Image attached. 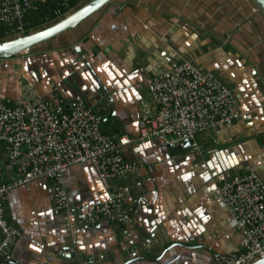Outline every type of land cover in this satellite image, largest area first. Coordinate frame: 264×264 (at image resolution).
I'll return each mask as SVG.
<instances>
[{
	"label": "crops",
	"instance_id": "crops-1",
	"mask_svg": "<svg viewBox=\"0 0 264 264\" xmlns=\"http://www.w3.org/2000/svg\"><path fill=\"white\" fill-rule=\"evenodd\" d=\"M184 60L215 73L240 116L198 134L199 152L190 146L170 156L162 138L125 145L136 168L116 184L128 192L130 226L86 225L72 209L68 228L54 212L51 180L12 188L5 217L21 235L0 264H212L242 247L214 190L248 168L264 180V18L250 0H115L42 50L0 59V97L24 105L21 83L29 79L65 108L77 99L92 104L107 136L137 138L147 79ZM64 181L72 206L109 197L89 162L70 166Z\"/></svg>",
	"mask_w": 264,
	"mask_h": 264
},
{
	"label": "built area",
	"instance_id": "built-area-1",
	"mask_svg": "<svg viewBox=\"0 0 264 264\" xmlns=\"http://www.w3.org/2000/svg\"><path fill=\"white\" fill-rule=\"evenodd\" d=\"M79 2L83 0H78ZM49 15L56 19L72 10L70 0H52ZM48 0H0V27L5 36L28 30L27 15ZM49 8V7H48ZM24 105L0 97V260L11 259V248L21 230L5 217L9 191L45 178L53 182L54 212L71 228V210L83 211L81 222L95 225L100 219L130 226L132 208L127 190L116 181L136 168L122 149L132 141L162 138L165 143L190 140L219 124L240 116L232 90L213 72H204L190 60L173 63L147 79V97L140 102L137 138L126 134L112 138L102 128V117L89 102L77 99L69 108L39 94L35 84L21 83ZM89 162L109 197L101 203L70 204L64 176L68 168ZM9 174L8 178L5 177ZM228 209L232 225L242 232L240 249L217 257L212 264H250L264 256V180L253 168L233 176L214 190Z\"/></svg>",
	"mask_w": 264,
	"mask_h": 264
},
{
	"label": "water",
	"instance_id": "water-1",
	"mask_svg": "<svg viewBox=\"0 0 264 264\" xmlns=\"http://www.w3.org/2000/svg\"><path fill=\"white\" fill-rule=\"evenodd\" d=\"M113 1L115 0H85L82 4L71 10L69 13L41 27L31 29L24 34H16L0 39V59L18 56L25 51L31 52L35 50H42L46 43L54 40L65 31L76 28L84 20L96 15ZM250 2L252 3L256 11L264 18V0H250ZM75 50L79 54V56H81L86 67H88L90 72L94 75L95 79L103 90L102 93L106 95V88L95 75L93 69L91 68L86 58L83 56L80 49L75 48ZM190 144L191 141L188 139L172 141L167 144V152L168 154H170V156H174L176 149H180L184 153H187V149L190 147ZM133 261L134 259L129 260L127 263H131ZM9 263L17 264L14 261H10ZM250 264H264V256L256 258Z\"/></svg>",
	"mask_w": 264,
	"mask_h": 264
},
{
	"label": "trees",
	"instance_id": "trees-1",
	"mask_svg": "<svg viewBox=\"0 0 264 264\" xmlns=\"http://www.w3.org/2000/svg\"><path fill=\"white\" fill-rule=\"evenodd\" d=\"M49 1V8L48 7H39L38 10L36 11H31L28 15H27V20H28V28L29 29H34L37 27H41L43 25H45L50 19L44 20V16L49 15V9L50 6L53 4L52 0H48ZM71 6H72V10L75 9L76 7H78L80 5L78 0H70ZM5 37V35L3 34V28L0 27V39H3Z\"/></svg>",
	"mask_w": 264,
	"mask_h": 264
},
{
	"label": "bare ground",
	"instance_id": "bare-ground-1",
	"mask_svg": "<svg viewBox=\"0 0 264 264\" xmlns=\"http://www.w3.org/2000/svg\"><path fill=\"white\" fill-rule=\"evenodd\" d=\"M84 1H85V0H83V1H81V2H79V3L82 4ZM69 12H70V11H69ZM69 12H68V13H69ZM63 16H64V15H63ZM61 17H62V16H61ZM59 18H60V17H59ZM56 19H57V18H56ZM53 20H55V19H51V20H49L47 23H49V22H51V21H53ZM47 23H46V24H47ZM29 30H31V29L28 28L27 31H29ZM27 31H26V32H27ZM26 32H25V33H26ZM23 34H24V33H23ZM5 37H8V36H5ZM5 37H4V38H5ZM27 52H28V51H25V52H23V53H27ZM23 53H22V54H23Z\"/></svg>",
	"mask_w": 264,
	"mask_h": 264
}]
</instances>
